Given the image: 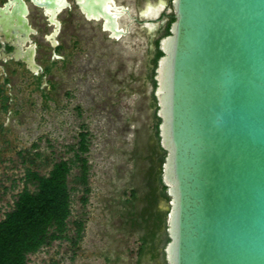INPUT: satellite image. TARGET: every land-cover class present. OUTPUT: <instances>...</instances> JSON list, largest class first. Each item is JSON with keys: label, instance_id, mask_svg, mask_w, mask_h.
<instances>
[{"label": "water", "instance_id": "water-1", "mask_svg": "<svg viewBox=\"0 0 264 264\" xmlns=\"http://www.w3.org/2000/svg\"><path fill=\"white\" fill-rule=\"evenodd\" d=\"M78 5L87 19H103L111 40L136 21L114 0ZM170 5L153 77L169 198L159 205L165 263L264 264V0Z\"/></svg>", "mask_w": 264, "mask_h": 264}, {"label": "rangeland", "instance_id": "rangeland-1", "mask_svg": "<svg viewBox=\"0 0 264 264\" xmlns=\"http://www.w3.org/2000/svg\"><path fill=\"white\" fill-rule=\"evenodd\" d=\"M170 2L151 1L158 8L157 17L171 7ZM128 3L135 10V0ZM144 6L145 2L140 3L139 9ZM163 36L159 22L149 32L133 25L130 34L116 42L102 36L89 38L88 32L81 31L69 68L55 72L61 86L53 100L28 91L21 95L22 114L0 134V219L13 208L24 186L26 167L46 175L53 163L73 160L80 133L89 134L86 204L81 201V187L72 183L78 168L69 177L70 187L77 189L71 192L68 234L75 235L73 221L83 220L82 238L77 247L69 240L55 241L29 255L27 264L137 263L143 231L126 225L123 202L133 188L143 198L150 166L161 170L163 152L154 130L155 88L147 76L153 69L152 39L159 41ZM157 196V209L166 213L159 205H167L168 200ZM137 205L138 210L143 207L142 202ZM156 243L160 250L166 245L163 239ZM142 264L164 262L160 257Z\"/></svg>", "mask_w": 264, "mask_h": 264}, {"label": "trees", "instance_id": "trees-1", "mask_svg": "<svg viewBox=\"0 0 264 264\" xmlns=\"http://www.w3.org/2000/svg\"><path fill=\"white\" fill-rule=\"evenodd\" d=\"M172 21L171 16L163 28L164 36L169 34V25ZM161 55L159 41L155 40L151 59L153 69L147 76L154 88L156 86L153 79L154 69ZM152 100L155 108L154 130L159 146L158 125L160 120L156 116L157 105L154 95H152ZM88 135L87 132L80 133L78 148L74 150L73 160H60L53 163L46 175L40 174L32 167H26L22 178L24 186L18 192L13 208L0 219V264H27L29 255L35 254L43 247L51 246L55 241L69 240L73 246H78L84 230V221H73L75 235L68 234L69 218L72 213L71 192L77 189L74 186L70 187L69 177L72 169L78 168V173L73 176L72 183L81 187V201L86 204L87 195L90 192L88 186L90 167L85 156L89 150ZM33 147H37V144H33ZM162 152L161 163L164 162L165 157V152ZM36 155L39 156L40 153ZM145 184L147 191L143 198L139 197L138 191L133 188L130 197L124 200L125 209L122 217L131 229L138 228L143 231L139 237L141 245L138 247L137 254L140 257L149 255L152 260L162 257L166 264L164 252L156 243L160 239L168 242L166 231H162V228L166 229V213H162L156 206L158 193L162 198L169 200L166 187L161 181V170H154V167L150 166ZM139 202L143 203V207L138 210Z\"/></svg>", "mask_w": 264, "mask_h": 264}, {"label": "flooded vegetation", "instance_id": "flooded-vegetation-1", "mask_svg": "<svg viewBox=\"0 0 264 264\" xmlns=\"http://www.w3.org/2000/svg\"><path fill=\"white\" fill-rule=\"evenodd\" d=\"M80 1L85 0H0V134L22 114L19 100L26 91L37 93L42 100H53L58 94L61 85L55 72L69 68L81 31L88 32L89 38L102 36L118 41L109 39L108 32L103 31V19H87L78 5ZM114 1L116 6L127 7L136 18L134 25L146 32L153 28L143 22H159L164 28L172 16L169 8L155 18L158 8L152 0H135V10L128 0ZM142 2L145 6L139 9ZM118 20L130 21L127 15ZM149 48L153 50L154 39ZM149 260L156 259L137 254L136 264Z\"/></svg>", "mask_w": 264, "mask_h": 264}]
</instances>
